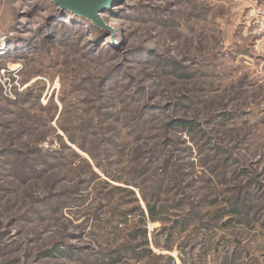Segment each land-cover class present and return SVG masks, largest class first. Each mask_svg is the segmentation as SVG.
<instances>
[{"label":"rangeland","instance_id":"1","mask_svg":"<svg viewBox=\"0 0 264 264\" xmlns=\"http://www.w3.org/2000/svg\"><path fill=\"white\" fill-rule=\"evenodd\" d=\"M260 7L116 0L105 36L51 0H0V264H264ZM231 207L253 225L215 220ZM142 229L156 257L125 250Z\"/></svg>","mask_w":264,"mask_h":264},{"label":"trees","instance_id":"2","mask_svg":"<svg viewBox=\"0 0 264 264\" xmlns=\"http://www.w3.org/2000/svg\"><path fill=\"white\" fill-rule=\"evenodd\" d=\"M54 3V2H53ZM54 5L56 7H58L59 9V13L60 16H67L68 19L70 18L71 20H74L75 22H83V23H88L87 21H90L92 24L93 22L81 15H78L74 12H71L67 9H61L58 5H56L54 3ZM82 23V24H83ZM94 25V24H93ZM97 27V26H96ZM95 29V27H94ZM96 29H99V31L102 33H104L105 30V36H108L109 34H111V31L105 28H101V27H97ZM194 125L195 122L194 120H187L184 119L182 117H177V118H173L171 120H169L166 123V127L169 129H185L186 131H191L194 130ZM73 141H75L74 139H72ZM167 143V142H166ZM83 151L85 152H90V149L87 148L85 145H83L82 143H76ZM157 151H161V149H157ZM91 154V153H90ZM152 157V156H151ZM145 169V168H144ZM145 171H148V169H146ZM146 173V172H145ZM161 183H163V180L161 179V181L159 183H157V186H159ZM154 190H156L154 188ZM133 193V192H132ZM134 194V193H133ZM145 200H147V208H148V218H147V222L148 220L150 221H156V220H160L162 219L161 217H159V212H164L163 209H166V207L163 204H158V202H156V200L154 202H151L150 199L145 195ZM231 200L227 199V202L229 203ZM218 200L215 199L214 202L212 203H217ZM231 204V202H230ZM213 217H215V220L218 222L220 219H222L223 217L232 215L231 218L229 219L228 222H223V224L226 226L229 223H232L233 221H237L238 223H242V224H247V225H253V223L255 222V218L254 217H250L249 215H245V213L240 209V208H235V207H231V208H224V209H220V208H216L213 211ZM141 218L144 220V222H146V216L144 213H142ZM135 239L138 238V236H142L144 239L141 241V244L143 246V250L141 252H138L137 250H135L134 248H127L125 247V250H128L132 252V254L134 255V258H137L138 260H141L144 257L147 256H152V257H156V255L153 252V249L150 246V242L149 239L147 238V231L142 229V231L138 232V230L135 233L131 234ZM155 245L157 247H159V244L155 242ZM168 249H171V246L167 247ZM117 255V254H116ZM228 254H226L225 256V261L224 264H232L231 260H228L227 256ZM117 257V256H116ZM163 257V255L159 256V258ZM115 263L121 261L120 258H114L113 259ZM163 264H175V259L173 258V256L169 255L166 257V261ZM255 264V263H254Z\"/></svg>","mask_w":264,"mask_h":264},{"label":"water","instance_id":"3","mask_svg":"<svg viewBox=\"0 0 264 264\" xmlns=\"http://www.w3.org/2000/svg\"><path fill=\"white\" fill-rule=\"evenodd\" d=\"M61 9H67L91 20L96 26L111 29L102 14L111 7L116 0H51Z\"/></svg>","mask_w":264,"mask_h":264},{"label":"built area","instance_id":"4","mask_svg":"<svg viewBox=\"0 0 264 264\" xmlns=\"http://www.w3.org/2000/svg\"><path fill=\"white\" fill-rule=\"evenodd\" d=\"M253 32L264 40V7L256 9L253 19Z\"/></svg>","mask_w":264,"mask_h":264}]
</instances>
